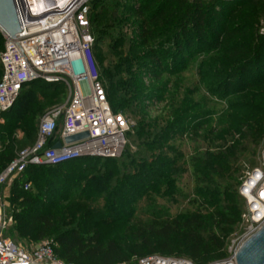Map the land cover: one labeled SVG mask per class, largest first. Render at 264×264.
<instances>
[{
  "label": "trees",
  "instance_id": "1",
  "mask_svg": "<svg viewBox=\"0 0 264 264\" xmlns=\"http://www.w3.org/2000/svg\"><path fill=\"white\" fill-rule=\"evenodd\" d=\"M120 11L124 18H118ZM263 16L264 0H92L89 20L94 38L93 55L100 80L102 84L106 82L107 86H103L112 111L121 113L131 102H142L146 98L140 80L132 81L134 66L143 70L146 77L159 80L163 73L180 69L192 53L219 52L215 59L224 65L226 91L240 92L241 82L246 90L262 89L264 36L259 33V22ZM122 21L131 22L140 46L146 47L147 51L139 52L138 46L133 45L131 58H120L112 68H106L103 46L107 40L113 49L124 45L125 38L120 31L112 36V31H116ZM0 50H3L1 41ZM0 72L1 77V64ZM249 72H256V77L253 79ZM122 75L129 78L123 80ZM65 94L66 88L61 82L36 80L22 87L13 107L0 114L3 121L0 123V173L16 158L13 140L16 129L30 141L29 146L35 141L38 125L32 98L40 97L45 107L51 108L62 104ZM257 101L247 124L251 142L262 136L264 88ZM159 121L163 126L154 133ZM175 126L171 117L149 120L143 116L135 129V136L143 142V151H160ZM244 151L245 147L233 142L216 153L193 159L198 182L209 184L215 178L227 177L222 190L223 204L214 207L208 215L194 213L183 218H152L133 225L124 234L102 241L97 236V224L117 223L120 218L99 215L97 210L80 201L61 209L52 208L48 202L43 204L42 198L24 191V184L45 185L46 188L39 193L43 194L51 188L45 181L51 177L49 172L72 165L102 162L107 168L105 181L115 179L114 187L106 196V202H111L112 209H115V203L118 205L124 200L132 204L140 193L161 190L166 185L161 175L171 166L170 159L158 154L150 161L137 162V171L122 176L115 164L116 159L111 158H82L57 167L30 165L10 186V205L18 207L10 216L11 227L19 238H31L38 244L52 241L56 256L68 264L129 263L150 255L183 257L195 264L221 260L226 256L228 240L240 224L242 202L237 192L240 182L233 174L234 161ZM108 168L113 170L108 171ZM24 175L26 178L21 180ZM64 183L72 184L73 181L64 180ZM168 185L165 193L171 189V184ZM47 196L45 199L50 200ZM125 213L129 217V212ZM76 219L79 228H69L68 225Z\"/></svg>",
  "mask_w": 264,
  "mask_h": 264
},
{
  "label": "rangeland",
  "instance_id": "2",
  "mask_svg": "<svg viewBox=\"0 0 264 264\" xmlns=\"http://www.w3.org/2000/svg\"><path fill=\"white\" fill-rule=\"evenodd\" d=\"M118 18H124L122 11L118 13ZM263 28L264 16L259 22V33ZM119 31L125 38L122 47L113 49L108 40L103 46L106 68H112L120 58L124 60L131 58L133 53L130 48L133 45L138 46L139 52L147 51L146 47L140 46L141 43L137 40L130 21H122L116 31H112V36L115 37ZM0 41L3 42L2 36H0ZM1 52L0 50V54ZM217 53L219 52H204L199 55L192 53L186 61L183 59L184 63L180 69L163 73L159 80L148 78L138 66L133 67L132 81L136 83L140 80L146 98L142 102H131L121 112L131 128V132L127 135L124 154L116 159L115 164L122 176L137 171V162L150 161L158 154L166 156L172 164L161 175V180L166 182L161 190L145 191L137 195L132 204L123 200L118 205L115 203L116 208L112 209L111 202H106V196L109 194V190L114 187L115 179L106 182L107 168L102 162L94 161L88 165H72L61 171L49 172L51 177L45 178V181L51 188L43 194L39 193L46 188L45 185L31 184L26 192L42 198L43 204L48 202L55 209H61L70 203L80 201L97 210L99 215L120 218L121 221L117 223L97 224V236L100 241L124 234L133 225L152 218L166 220L183 218L194 213L208 215L214 207L223 204L222 190L227 177L215 178L209 184L198 182L194 173L193 159L206 153H216L233 142H238L240 146L246 148V151L240 153L234 161L233 175L240 182L247 169L255 170L258 167L257 161L264 147V125L262 136L256 142L249 141L247 133L250 113L253 112L256 103L258 105L257 97L261 95L264 85L262 89L256 87L246 90L244 83L241 82L240 92L226 91L225 77L222 71L225 68L219 62L221 60L215 59L218 57ZM207 54L210 56L205 57ZM255 73L249 72L253 79L256 77ZM121 78L126 80L129 77L122 75ZM103 84L107 86L106 82ZM29 88L27 87V90H30ZM66 96L67 94H65V100ZM32 102L36 105L33 110L36 111V125H38L49 108L45 107L38 96L32 98ZM143 116L149 120L174 118L175 130L163 143L162 150H142L143 142L137 140L135 129L143 120ZM0 123L3 121L0 120ZM162 126L163 123L159 121L154 133L158 132ZM13 140L15 153L27 148L30 144V141L19 129L14 131ZM132 162L133 164H131ZM111 170L113 168H108V171ZM25 178L24 175L21 180ZM64 180L73 181V183L65 184ZM12 182L13 180L9 186ZM168 184H171V189L165 193V186H169ZM47 195L50 196V200L45 199L48 197ZM9 198L10 187H5L3 200L7 208V215L11 216L12 211L17 210L18 207L11 206ZM125 212H129V217L125 215ZM68 227L79 228L77 219ZM241 229L242 225L239 224L233 231L226 247L240 233ZM4 236L26 249L33 248L38 244L31 238H19L11 226Z\"/></svg>",
  "mask_w": 264,
  "mask_h": 264
},
{
  "label": "built area",
  "instance_id": "3",
  "mask_svg": "<svg viewBox=\"0 0 264 264\" xmlns=\"http://www.w3.org/2000/svg\"><path fill=\"white\" fill-rule=\"evenodd\" d=\"M15 0L23 31L13 38L0 28V114L8 112L22 87L36 80L61 82L66 100L43 115L32 145L17 152L0 173V264H68L54 252L52 241L26 249L4 236L12 225L3 195L5 187L30 165L61 166L82 158L122 156L131 128L121 113H114L107 100L93 55L89 10L92 0ZM264 36V28L260 30ZM80 133L88 138L66 144ZM60 143V149L53 145ZM255 170L247 169L237 189L242 202L240 233L230 241L226 256L206 264H236L245 241L264 226V147ZM29 183L23 189L27 191ZM119 264H195L183 257L150 255Z\"/></svg>",
  "mask_w": 264,
  "mask_h": 264
},
{
  "label": "water",
  "instance_id": "4",
  "mask_svg": "<svg viewBox=\"0 0 264 264\" xmlns=\"http://www.w3.org/2000/svg\"><path fill=\"white\" fill-rule=\"evenodd\" d=\"M0 28L8 35H14L23 31L15 0H0ZM87 133L69 136L66 144L87 139ZM61 144L53 145L54 149H60ZM236 264H264V226L243 243L236 254Z\"/></svg>",
  "mask_w": 264,
  "mask_h": 264
},
{
  "label": "bare ground",
  "instance_id": "5",
  "mask_svg": "<svg viewBox=\"0 0 264 264\" xmlns=\"http://www.w3.org/2000/svg\"><path fill=\"white\" fill-rule=\"evenodd\" d=\"M43 2L47 6H53V5H55V1L54 0H43Z\"/></svg>",
  "mask_w": 264,
  "mask_h": 264
}]
</instances>
